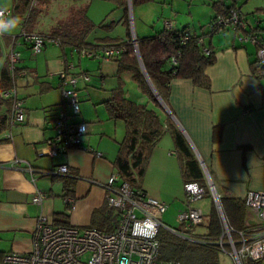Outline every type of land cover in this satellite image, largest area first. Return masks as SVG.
Wrapping results in <instances>:
<instances>
[{"label": "crops", "instance_id": "obj_1", "mask_svg": "<svg viewBox=\"0 0 264 264\" xmlns=\"http://www.w3.org/2000/svg\"><path fill=\"white\" fill-rule=\"evenodd\" d=\"M72 1V4L65 6L66 14L80 5H86V15L95 24L86 38L89 43L98 44L105 39L110 44L143 38L164 29L165 22H170L175 30L200 35L202 46L212 51L215 57L214 63L204 71L209 86H198L188 78H173L168 86L166 103L163 101L164 107L159 101V105L153 104L132 79L131 73L118 69L115 58L88 57L98 62L97 68L90 74L81 68L69 71L70 74L87 72L89 75L87 82L78 78L76 86L77 94L83 95L79 101L80 113L73 119L88 122V131L81 147L70 148L52 157L38 156L37 151L43 141L52 135L51 122L57 109L62 106L60 80L58 78L54 82L46 76L47 73L39 76L37 61L25 58L20 50H28L29 46L20 39L19 31L27 13L14 15V1L2 2L0 7L11 9L13 18L18 20L14 29L0 36L2 60L11 49L19 51L17 65L26 68L29 73L17 79V95L22 100L24 119L11 127V138L0 141V252H27L39 213L54 224L64 221L78 227L115 228L117 214L109 207L104 209V190L98 183L117 173L114 160L125 133V124L120 119L109 118L105 102L118 87L123 89L125 97L137 103H147L162 120L168 119L175 124L205 172L206 182H211L219 197L242 200L248 191H264V73L254 70L257 47L243 41L240 38L242 32L233 27L210 32L208 25L215 16L212 3L216 0H200L198 3L187 0V3H183L186 14L191 16L197 13L202 17L198 20L192 17L190 21L182 22L174 17L176 12L179 13V4H175V0H158L161 8L157 12L154 9L149 18L147 12L152 9L150 2L154 0H137L135 4L125 0L121 5L114 0ZM95 1L103 5L101 15L104 17L99 22L88 15ZM224 2L228 5L231 0ZM251 3L252 0L242 3L240 12L247 22V28H257L256 33L264 40V11H255L259 7L264 9V6L244 8ZM132 14L137 35H134ZM136 16L141 24L139 28L136 26ZM59 18L51 20L39 12L33 31L45 33ZM53 45L61 48L60 57L55 59L59 66L57 70L65 68L66 62L71 63L73 55L81 57L70 45ZM104 45L109 46L99 45L96 50ZM49 61L48 58L44 59V65L47 66ZM77 62V66H81V60ZM74 66L77 67L76 64ZM127 83H131L132 89L127 88ZM164 127L165 132L151 152L141 183V188L149 196L167 205L162 217L171 207L174 214L189 205L199 208L196 205L200 200L188 203L185 199L180 163L167 121H164ZM7 133L9 129L2 136H7ZM96 152L100 155L97 156ZM61 164L67 165V174L50 173ZM28 166L32 171L28 170ZM149 171L154 176L153 182L146 181ZM64 179L72 181L69 188H65ZM37 190L46 194L41 205L32 200ZM67 198L71 201L68 202ZM210 199L212 202V197ZM245 211L244 229L253 233L258 220L247 208ZM56 213L63 215L57 216ZM195 232H202V228L195 227ZM219 264L237 263L221 252ZM260 264H264V259Z\"/></svg>", "mask_w": 264, "mask_h": 264}, {"label": "built area", "instance_id": "obj_2", "mask_svg": "<svg viewBox=\"0 0 264 264\" xmlns=\"http://www.w3.org/2000/svg\"><path fill=\"white\" fill-rule=\"evenodd\" d=\"M30 6H35L37 0H31ZM4 13L3 19H13L11 9L0 7ZM166 28H171L170 22H165ZM210 32H220L228 27L237 30H246L247 22L237 11L232 10L228 16L217 15L209 22ZM4 32L0 33V36ZM185 33L183 39H187ZM19 37L28 44L32 55L39 54L46 44H59L57 38H50L39 32L28 31L22 27ZM243 41H249L256 45L257 71H264V40L256 32H243L240 37ZM135 47V40L132 39ZM201 43V40H198ZM73 50L80 56L103 59L116 58L124 48L122 46H103L98 50L77 49ZM205 53L210 51L203 48ZM8 68L14 78V85L6 90L3 95L11 97L10 130L11 127L24 119L22 100L17 95V79L26 76L29 72L26 68H20L17 63L20 60V52L14 49L8 53ZM175 63V57H171ZM73 64L66 62L65 68L58 72L61 85L62 106L57 109L51 122L52 135L46 138L38 156H56L66 152L70 148L81 147L82 139L88 131V122L74 120L80 113L79 99L76 90L78 78L89 81L86 72L70 74ZM7 137L11 138V132ZM90 151H92L89 148ZM99 156L100 153L96 152ZM32 171L30 166L27 167ZM50 173L67 174L68 167L61 164ZM205 173V172H204ZM104 190L105 204L117 214L116 226L112 230L97 229L95 227H78L73 224H54L43 213L36 218L32 233L30 249L25 253L9 251L3 254L4 264H178L159 259V240L157 233L161 226L170 231L182 234L176 228L165 226L162 223V215L167 205L149 196L141 188H133L128 182L119 178L117 173H112L105 182L98 183ZM207 185L217 210L223 228L219 244L226 243L230 248L222 253L228 254L237 264H242L245 259H264V191H248L243 197L246 208L252 212L258 223L253 228L254 232L246 230L238 231V239L233 240V229L219 205V195L212 185ZM185 199L188 203L203 198L205 187L202 182L193 181L184 184ZM44 192L37 190L32 197L35 204L41 205ZM70 202L71 199L67 198ZM202 210L195 206H188L176 213V220L180 230H187L191 225H198L203 221ZM186 236L185 234H183ZM189 240L193 237L186 236Z\"/></svg>", "mask_w": 264, "mask_h": 264}, {"label": "trees", "instance_id": "obj_3", "mask_svg": "<svg viewBox=\"0 0 264 264\" xmlns=\"http://www.w3.org/2000/svg\"><path fill=\"white\" fill-rule=\"evenodd\" d=\"M13 1V14L20 15L26 12L23 27L28 31H33L37 21L36 16L50 0H37L35 6H30L31 0ZM114 1L121 5L125 0ZM131 1L132 4L137 2V0ZM239 1L231 0L228 5L224 0L214 1L212 5L215 16H228L232 10L237 11L242 16L239 7L246 0ZM86 8V5L78 6L70 15L57 20L43 34L50 38H57L61 46L70 45L79 50H96L103 44L122 46L124 50L115 58L118 69L130 72L132 79L154 102L153 104L159 105L139 66L135 48L130 39L110 44L109 40L105 39H101L102 44L87 42L86 38L95 27V24L87 17ZM255 11H264V9L259 7ZM242 18L245 20L243 16ZM125 22H127L129 28L126 14ZM256 30L257 28L251 27L239 32L249 33L256 32ZM185 33L187 32L165 27L153 35L136 39L138 54L145 72L165 103L168 86L173 78H188L198 86H209V79L204 71L206 67L214 63V54L212 51L209 53L203 51L204 47L198 41L200 35L188 33V38L183 39ZM128 34L130 36V33ZM2 55L0 44V141L9 138L7 136L3 137L2 133L8 129L10 130L11 97L4 96L3 93L14 85V78L8 68V57L2 60ZM172 56L175 57V63L171 62ZM254 70L257 71V64ZM257 72L264 73V71ZM105 103L109 118L120 119L125 124V133L119 142L118 154L114 160L117 174L121 180L128 182L133 188H141L151 152L165 132L164 121H167L168 131L173 138L175 151L179 159L183 184L193 181L202 182L205 187L204 196L211 197L204 171L198 159L186 138L173 122L168 121V119L162 120L157 111L148 107L147 103H137L125 97L123 89L120 87L112 91L111 97ZM71 182L70 179H64L65 188H69ZM219 205L229 226L233 229L232 239H238V231L245 230L246 225V206L243 199L220 196ZM107 207L105 204L104 209ZM56 215L62 216L63 214L56 213ZM60 222L57 221L55 224H61L62 222V224H67L64 221ZM197 226L202 228V232H195ZM91 227L103 229L97 226ZM176 229L181 231L182 234L174 233L164 226H161L158 230L157 239L159 240V259L161 261L177 262L178 264H219V254L222 252V248L225 250L230 248L224 243V238L222 245L219 244L223 228L217 206L213 201L210 210L204 214L203 221L200 224L191 225L187 230H180L177 225ZM183 234L193 237L195 240H189ZM2 258L3 253L0 252V263H3ZM260 262L261 260L245 259L243 264H260Z\"/></svg>", "mask_w": 264, "mask_h": 264}, {"label": "rangeland", "instance_id": "obj_4", "mask_svg": "<svg viewBox=\"0 0 264 264\" xmlns=\"http://www.w3.org/2000/svg\"><path fill=\"white\" fill-rule=\"evenodd\" d=\"M4 1L5 0H0V4L2 2H4ZM72 2H73L72 0H50L48 2V4H45L41 8V10H42L41 12H43V14H46L47 18H50L51 20H54V19L59 18V17H60L59 19H61L66 14L65 6H68V5L72 4ZM95 2H96L95 5H92V7H91V9L89 11L90 14H88V15H89V17L92 20L99 22L100 19H102L104 17V16L101 15L103 13V5L99 4L100 1H95ZM184 2L187 3V0H175V4H179V10H177V11H179V13L176 12L174 14V17H176V18L178 17L181 20V22L183 20H189L190 21V19L192 17H194L195 20L201 19L202 15L198 16L197 13L193 14L191 16L186 14L187 13L186 12L187 9H186V7L183 6ZM198 2H201V1L200 0H195L194 3H198ZM159 5H161V4L158 2V0H154V2L153 1L150 2V6H152V9L150 8L148 10V12H147V17L148 18L153 15L152 11L154 9L157 12L158 9L161 8ZM247 5L248 4H246V6ZM256 5L257 6L258 5L264 6V0H252V3L250 5H248L247 7L245 6L244 8L245 9H254L253 7L256 6ZM134 9L136 10L135 7H134ZM66 15H70V13L66 14ZM131 17H132V25L134 26L133 14H132ZM159 17H161V16H159ZM156 18H157V16H156ZM135 19H136V26H137V28H139V26L141 24L138 21V17L136 16ZM51 20H49V21H51ZM159 20H160V18H159ZM201 25L203 26V24H201ZM196 27H197V29H199V27H200L199 24H197ZM133 30H134V35H137L136 31H135V26L133 27ZM95 32L97 33L98 31H95ZM20 51L23 53V55L25 56L26 59L36 60L37 61L39 76L40 75L44 76L45 73H47L46 76L51 77L54 82H57V80H58V72H60L62 70V69L57 70L58 69L57 67H59L58 66V61L55 60L56 58L60 57L59 56L61 54V52H60L61 48L60 47H58L57 45H53V44L49 43V44H47L46 48H44L42 53L37 54V55H32L30 49L26 50V49L23 48ZM46 58H48L50 60L49 63H47V66L44 65V59H46ZM78 58H80V59H78ZM77 60H81V62H80L81 66H77V64H78ZM71 61H72L71 63H73V65L76 64V66H77V67H75V66L72 67V70H71L72 72L73 71H77L76 68L77 69L81 68V69H85L89 74L91 73V71H94L97 68V64H98V62L95 61L94 59H91V58H88V57H83V56L77 57V55L76 56L73 55ZM31 64H33V63H31ZM126 85H128L127 88H131L132 87L131 83H127ZM82 95L83 94L78 93L79 101H80V97H82ZM87 101L88 100H86V102ZM153 177L154 176L151 175L150 171H149L147 173V175H146V181L148 180V181H152L153 182ZM196 206H199V208L202 209L203 214H206L210 210L211 199L208 196H204L202 199H200L198 201ZM162 223L165 226H169V227H172V228H176L177 227L178 221L176 220V213L174 214L173 207L169 208L167 210L166 214L162 217ZM0 264H4V263H0Z\"/></svg>", "mask_w": 264, "mask_h": 264}, {"label": "water", "instance_id": "obj_5", "mask_svg": "<svg viewBox=\"0 0 264 264\" xmlns=\"http://www.w3.org/2000/svg\"><path fill=\"white\" fill-rule=\"evenodd\" d=\"M134 40H135V47H134L135 48V52H136V55H137V58H138L139 66H140V68H141V70L143 72V75H144L149 87L151 88L153 94L157 98V100L165 107V104H164L163 100L160 98L159 94L156 92L155 88L153 87L151 81L149 80V78H148V76H147V74L145 72V69L143 67V64H142V62L140 60V57H139V54H138L137 41H136V39H134ZM209 184L212 185L210 181H209Z\"/></svg>", "mask_w": 264, "mask_h": 264}, {"label": "clouds", "instance_id": "obj_6", "mask_svg": "<svg viewBox=\"0 0 264 264\" xmlns=\"http://www.w3.org/2000/svg\"><path fill=\"white\" fill-rule=\"evenodd\" d=\"M3 16H4V13L0 11V33L14 29L18 23L17 18H13L10 20H4Z\"/></svg>", "mask_w": 264, "mask_h": 264}]
</instances>
